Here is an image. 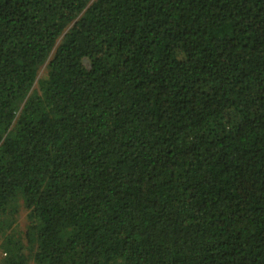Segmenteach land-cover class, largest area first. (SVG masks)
Masks as SVG:
<instances>
[{
	"label": "trees",
	"instance_id": "obj_1",
	"mask_svg": "<svg viewBox=\"0 0 264 264\" xmlns=\"http://www.w3.org/2000/svg\"><path fill=\"white\" fill-rule=\"evenodd\" d=\"M0 236V264H264V0H0Z\"/></svg>",
	"mask_w": 264,
	"mask_h": 264
},
{
	"label": "rangeland",
	"instance_id": "obj_2",
	"mask_svg": "<svg viewBox=\"0 0 264 264\" xmlns=\"http://www.w3.org/2000/svg\"><path fill=\"white\" fill-rule=\"evenodd\" d=\"M43 71H41V77L43 76ZM27 227V212L24 211L23 208L20 209L19 217H18V223L15 226L16 231L22 232ZM2 236H0V245H1ZM2 255V251L0 249V257Z\"/></svg>",
	"mask_w": 264,
	"mask_h": 264
}]
</instances>
